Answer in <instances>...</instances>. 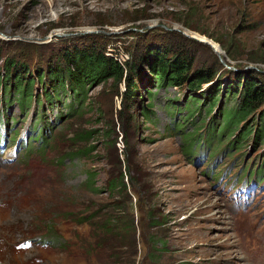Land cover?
<instances>
[{"label":"rangeland","instance_id":"1","mask_svg":"<svg viewBox=\"0 0 264 264\" xmlns=\"http://www.w3.org/2000/svg\"><path fill=\"white\" fill-rule=\"evenodd\" d=\"M92 43L135 64L130 103L126 80L97 81L82 101L64 91L54 105L35 83L41 102L21 110L15 85L8 104L0 84V264H264V140L225 152L217 134L189 157L184 133L197 130L207 105L184 123L186 105H198L192 93L148 82L156 47L169 59L193 56L194 68L218 71L215 82L264 87V0H0V75L7 57L36 77ZM209 86L195 96L202 101ZM73 101L79 110L58 120ZM37 129L43 142L25 147ZM86 131L91 139H75ZM110 210L125 211L132 232L88 252Z\"/></svg>","mask_w":264,"mask_h":264},{"label":"trees","instance_id":"2","mask_svg":"<svg viewBox=\"0 0 264 264\" xmlns=\"http://www.w3.org/2000/svg\"><path fill=\"white\" fill-rule=\"evenodd\" d=\"M106 46L105 44L99 48L97 44L92 43L84 49L62 52L60 56L56 57V63L53 66H49L45 70L39 68L38 73L34 70L36 77L32 76V71L26 63H18L12 57H7L4 63L5 72L0 75V84L4 85V93L8 95L6 98L7 103L11 104L14 101L11 94L13 85L16 87V94L19 95L20 109L26 110L30 108L34 101L38 104L41 102L40 93L35 94L33 92L35 83H39V86L43 88V95L51 105H54L58 102L63 103L61 96L64 91L68 96L69 93H72V97L69 96L72 100L77 98L82 101L87 96L90 86H93L97 81L100 83L108 79H113L115 83H121L126 80V90L122 95L130 103L136 97L138 91V79L136 80V76L131 72L135 68V64L130 61L125 67L117 57L106 54ZM155 50L152 51L156 56L150 63L149 74L151 75L148 82L151 81L154 84L153 86L158 88H162L164 85L184 87L188 92L192 93L190 97H192L194 103L198 104L194 109L193 103L186 105L188 115L184 116V123L189 121V118H193L195 113H199L201 107L203 108L207 105L205 110L208 115L202 118L197 130L192 133L194 136L196 135L195 132H197V136H194L195 138L189 136L191 134L190 131L184 133L186 136L185 144L187 145L185 152L189 157L193 156L195 149L199 153L198 148L201 147L204 140L209 144H213L217 134H219L220 138L224 136L227 138V144L224 148L225 152H233L236 148H241L240 142L246 141L250 137L253 138L255 144L264 140V87L259 86L256 79L251 78L245 83L241 82V79L224 81L219 78L215 82L218 71L209 68H194L195 60L193 56L179 52L169 59L167 49L158 51L155 47ZM136 64L138 65L139 62L137 61ZM15 69H17V72L14 78ZM9 80H12L13 83L8 82ZM209 83L208 95L203 96L201 101V98L195 96V93L199 92L203 85ZM149 93L154 96L151 91ZM53 94H55L54 100ZM202 102L203 105L199 107ZM41 104L43 105V103ZM74 106L75 103L73 101L68 111L59 115L58 120L74 115L79 110L78 108L75 109ZM260 108L262 110L258 111ZM217 109L218 111L214 114ZM256 113L257 116L255 118ZM221 114L222 119L220 117ZM218 115L220 119L218 117L216 121ZM208 116H213L212 119L216 122H208ZM1 118H5V115ZM250 118L254 120L249 124ZM0 121L2 122L3 120L0 119ZM219 122L220 125L218 127ZM180 128L182 130L185 127L182 126L178 129L180 130ZM239 130V134L233 139ZM105 131L108 136L114 130L112 131L110 127H107ZM43 134L44 132L41 131L34 133L26 141V144L29 146V143L35 140H43ZM93 135V131H86L80 134L77 133L74 137L75 139L84 140L91 139ZM94 149L95 145L92 144L87 148L88 151ZM218 149V147L212 148L214 153ZM255 172L257 173V171ZM90 183H92L91 180ZM114 187L113 183L112 188ZM119 205L118 203L117 206ZM114 208L116 207L114 206ZM100 211H102V208ZM113 211L116 212V210ZM113 211L110 210V213L105 214L101 224L98 227L96 226V233L101 238L100 240L98 239L95 247L88 246V252H95L96 249L110 246L114 242L117 244L120 238L132 232L133 221L126 217L125 211L117 215ZM96 213L97 211H94V213L87 215L89 220L94 216L97 217ZM51 237L53 236L51 235Z\"/></svg>","mask_w":264,"mask_h":264},{"label":"built area","instance_id":"3","mask_svg":"<svg viewBox=\"0 0 264 264\" xmlns=\"http://www.w3.org/2000/svg\"><path fill=\"white\" fill-rule=\"evenodd\" d=\"M108 55H110V56H113L114 54L113 53H110L109 52V50H108V48H107V52H106ZM114 56H116V55H114ZM117 57V56H116ZM118 59H119V57H117ZM120 60V59H119ZM121 61V60H120ZM122 62V61H121Z\"/></svg>","mask_w":264,"mask_h":264},{"label":"water","instance_id":"4","mask_svg":"<svg viewBox=\"0 0 264 264\" xmlns=\"http://www.w3.org/2000/svg\"><path fill=\"white\" fill-rule=\"evenodd\" d=\"M203 42H206V41H203ZM209 45H211L209 42H207Z\"/></svg>","mask_w":264,"mask_h":264},{"label":"clouds","instance_id":"5","mask_svg":"<svg viewBox=\"0 0 264 264\" xmlns=\"http://www.w3.org/2000/svg\"><path fill=\"white\" fill-rule=\"evenodd\" d=\"M106 52H107V49H106ZM107 54V53H106Z\"/></svg>","mask_w":264,"mask_h":264}]
</instances>
